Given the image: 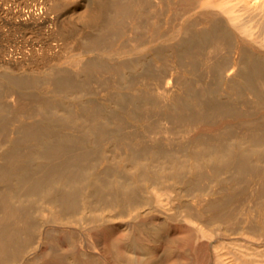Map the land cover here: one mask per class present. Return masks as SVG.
Masks as SVG:
<instances>
[{
	"label": "bare ground",
	"instance_id": "6f19581e",
	"mask_svg": "<svg viewBox=\"0 0 264 264\" xmlns=\"http://www.w3.org/2000/svg\"><path fill=\"white\" fill-rule=\"evenodd\" d=\"M0 264H264V0H0Z\"/></svg>",
	"mask_w": 264,
	"mask_h": 264
}]
</instances>
